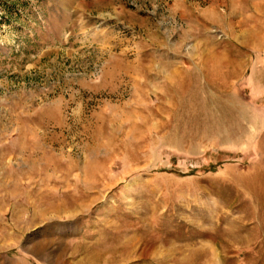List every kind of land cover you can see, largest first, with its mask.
I'll use <instances>...</instances> for the list:
<instances>
[{"label":"rangeland","instance_id":"374dc122","mask_svg":"<svg viewBox=\"0 0 264 264\" xmlns=\"http://www.w3.org/2000/svg\"><path fill=\"white\" fill-rule=\"evenodd\" d=\"M0 264H264V0H0Z\"/></svg>","mask_w":264,"mask_h":264}]
</instances>
